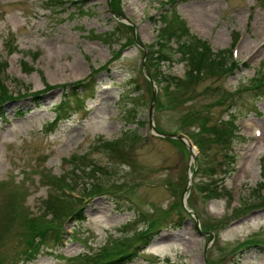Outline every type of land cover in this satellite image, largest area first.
Masks as SVG:
<instances>
[{
    "label": "rangeland",
    "instance_id": "1",
    "mask_svg": "<svg viewBox=\"0 0 264 264\" xmlns=\"http://www.w3.org/2000/svg\"><path fill=\"white\" fill-rule=\"evenodd\" d=\"M65 1L63 8L50 9L46 0H0V59L9 64L6 85L17 95L23 92L22 82L28 91L39 93L40 99L37 102L28 95L4 107L10 124L0 128V264H13L21 257V222L44 214L45 200L57 191V179L74 185L77 177L64 160L73 159L72 154H87L96 167L112 174L111 179L100 175L105 186L114 184L121 194L134 196L122 200L120 207L108 195L95 198L85 209L87 221L65 225L73 237H68L63 247H42L37 260H20L18 264H67L65 258L89 248L99 250L116 237L123 239L121 230L133 220L138 223L135 228L142 231L141 212L152 215L156 227L163 229L129 264H264V246L237 255V262L231 261L229 252L249 236L264 237V208L240 218L238 213L243 199L257 200L252 190L262 182L264 138L257 140L254 133L256 127L264 133V98L254 99L248 91L237 95L235 108L242 114L237 116L240 139L234 144L235 165L224 173V152L218 146L205 145V149L211 148L205 164L215 168L216 174L213 178L200 171L195 178L201 189L212 180L228 188L233 205L225 195L206 201L196 186L190 187L187 148L179 141L157 136L150 124L157 132L184 131L196 135L195 139H208L201 130L202 118L213 123L227 114L218 106L208 108L214 97L206 94L205 88L223 82L230 91L246 89L243 85L257 73L264 74V5L260 0L178 3L180 17L215 52L230 50L240 33L234 59L241 68L223 81L210 78L198 82L192 87L197 95L193 102L184 103L181 93L170 96L172 109L155 103L152 120L153 86L147 76L160 70L178 77L185 73L178 56L161 64L162 55L155 54L164 42L152 18L162 11L160 4L166 0H87L84 7L78 3L83 0ZM6 42L18 51L8 55ZM22 61L35 72L24 70ZM92 74L98 82L95 99L51 129L57 104L69 89L65 86L88 81ZM137 95L139 99L132 102ZM20 110L27 112L22 118L16 117ZM192 110L199 111L202 118L189 117ZM126 131L136 132L141 139L128 145L123 157L98 149L102 141L119 139ZM194 151L200 160L198 149ZM91 178L94 175H81L78 186L95 182Z\"/></svg>",
    "mask_w": 264,
    "mask_h": 264
},
{
    "label": "trees",
    "instance_id": "2",
    "mask_svg": "<svg viewBox=\"0 0 264 264\" xmlns=\"http://www.w3.org/2000/svg\"><path fill=\"white\" fill-rule=\"evenodd\" d=\"M66 3L67 2L65 0H47L46 2L48 8L50 9H59L60 7L63 8ZM78 3H80L83 7L86 4L85 1H80ZM163 23L166 27L162 32H164L166 36H169V42H177L178 51L187 65V77L185 80H180V78L178 79L171 76L168 77L164 74H161L162 76L160 78V76H158L160 73L155 76L151 75L153 79L157 81L158 85L165 83L163 89L165 90L164 95L166 99L164 100H166L170 108H173L170 96L183 93L182 98L185 100L184 103H189L190 101L193 102L196 100L195 97H197V95L192 92V87H194V85L206 79H221L222 77H226L232 73L236 66H234L235 64H232L231 51H221L215 54L205 42L190 37L185 23L179 20L177 16L174 18L170 17V15L164 16ZM113 36H116V34L113 33ZM12 51L13 50H10V52ZM22 64L26 71H35L26 64ZM7 67V63L0 62V119H2L4 123L9 121L8 118H6L7 116L4 108L7 103L27 98L28 95L32 96L37 102L40 100L39 93L28 91L27 87L22 85V82H19V84L25 88L23 89V92H18V96H15L12 92L10 93V90L5 82V79L7 78ZM93 75L94 74L91 75L92 77L88 79V81H80L65 86L67 88L69 87V89L64 93V101L58 104V113L56 115L57 122H61L68 117L67 114L70 112V100H72L78 108H83L85 106L84 103L88 99H94L95 93L98 89V82L96 77L94 78ZM17 81L18 80H16V82ZM251 82V97L254 99L264 98V78L261 80H252ZM171 86H173L172 90L169 89ZM188 89L189 92H186ZM221 90V86H217V89L214 91L212 96L214 98L211 107L222 106L223 102L230 99L232 100L234 106V102H236L237 99L236 96H234V94H226L223 90ZM138 99L139 95L135 96L131 101L136 103ZM158 105L159 107H163L164 105L160 97L158 99ZM252 108L253 110H256L257 107L253 106ZM135 111L136 109L129 111L131 112L129 113L131 116L130 118L134 116L132 113H135ZM18 115L19 117H22L25 115V112L20 110L18 111ZM188 116L192 118H196V116L201 117L199 115V111L196 110L190 111ZM192 118H189L188 120H192ZM200 123L202 124L201 130L204 131L208 138V141L202 139L196 140V143L201 149V153L205 156L203 163L200 164V168L203 172H206L214 178L216 174L214 170L215 168L207 167L204 164L205 162H208L207 160L209 157L207 153H209L208 150H211V148L207 149V147L208 145L220 147V150L224 152L223 161H225V166H230L234 161L233 156L230 154L232 153V142L237 137L235 134L236 126L234 124V120L228 122L218 120L211 123L207 117H203ZM122 134L123 135L117 140L102 141V143L99 144L98 149L108 151L111 156L118 155L119 158L123 157V154L125 153L124 149L126 150L128 145L133 146V143L138 142L141 138L136 132L126 131ZM205 145H207L206 149ZM66 161L68 162V165L72 166L71 174L76 175L77 177L74 185H71L70 181L67 179H57V191H53L48 200H45L44 214L23 218L21 222L22 230L18 234L20 235L21 242L24 244V251L20 254L21 257L16 261L17 264L20 260H25V262L34 260L38 256L42 247H59L61 244L60 241L63 240L64 235L63 226L68 220L78 223L85 221L86 217L82 208L84 200L82 198H75L69 193H66V191L80 192V196L82 195L83 197L89 198L100 195H109L110 198L117 200L118 207L121 206V201L125 200L122 197L125 193L121 194V189H114L115 187H112L114 184L111 187L105 186V183L103 181L101 182V177L102 179L107 177L111 179L112 174L108 169H99L96 167L97 165L89 161L87 154L84 156L74 155L73 159H66ZM215 162L216 161H212L214 164ZM261 169H263V179H261L262 182L258 185V187L252 190L254 196L257 197V202L246 205L244 208H239V216L254 209L264 208V159L262 161ZM83 174L88 177L90 175H94V178H91V180H94L95 182H86L82 186H78L77 179H80ZM95 174L97 176H95ZM100 175L102 176L100 177ZM208 182L211 183L203 184L206 186L205 189H201L199 184L196 185L197 191L202 193L206 200L215 199L221 195H227L218 182H214V180ZM219 188H221L222 191H220ZM151 216H140L141 222L145 223V227L142 231L135 228L138 224L137 220H135L134 222L127 224L123 230H121L123 239H115L107 246L102 247L99 250H93L89 253L73 258L70 260L71 263L78 264L77 261H79L81 264H128L134 261L135 255L141 247L150 245L154 237L158 234L159 229L156 227L157 221ZM260 243H264V241L248 240L239 244L235 249L239 250L244 247L248 248L252 245H258ZM16 262L13 264H16Z\"/></svg>",
    "mask_w": 264,
    "mask_h": 264
},
{
    "label": "water",
    "instance_id": "3",
    "mask_svg": "<svg viewBox=\"0 0 264 264\" xmlns=\"http://www.w3.org/2000/svg\"><path fill=\"white\" fill-rule=\"evenodd\" d=\"M148 79H150L149 76H147ZM151 80V79H150ZM151 82L153 83V81L151 80ZM154 97H153V103H152V108L150 111L154 110V106H155V101H156V97H157V91L155 90V87H154ZM151 116H153V111L151 112ZM152 127H153V124H152ZM154 128V127H153ZM160 136L162 137H165V138H172V139H177V140H182L183 139V136L182 135H168V134H159Z\"/></svg>",
    "mask_w": 264,
    "mask_h": 264
},
{
    "label": "bare ground",
    "instance_id": "4",
    "mask_svg": "<svg viewBox=\"0 0 264 264\" xmlns=\"http://www.w3.org/2000/svg\"><path fill=\"white\" fill-rule=\"evenodd\" d=\"M120 13L126 15V14L124 13V10H122V9L120 10ZM116 56H117V55H116ZM79 65H80L79 63L76 64V66H79Z\"/></svg>",
    "mask_w": 264,
    "mask_h": 264
}]
</instances>
